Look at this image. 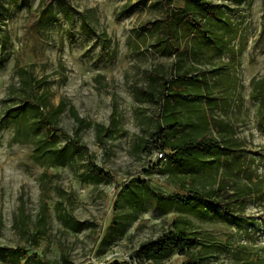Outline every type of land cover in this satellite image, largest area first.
Listing matches in <instances>:
<instances>
[{"label":"rangeland","instance_id":"obj_1","mask_svg":"<svg viewBox=\"0 0 264 264\" xmlns=\"http://www.w3.org/2000/svg\"><path fill=\"white\" fill-rule=\"evenodd\" d=\"M202 1L0 0V264H264V0Z\"/></svg>","mask_w":264,"mask_h":264},{"label":"trees","instance_id":"obj_2","mask_svg":"<svg viewBox=\"0 0 264 264\" xmlns=\"http://www.w3.org/2000/svg\"><path fill=\"white\" fill-rule=\"evenodd\" d=\"M194 1L199 2L201 4L205 3L202 0H194ZM206 4H208V6H209V7H206L207 13L214 12L213 11V6L210 3H206ZM166 8H167V5H166ZM172 14H174L175 16H178V17H174L173 20H171V22H169L170 26L173 25V22L179 23V21L182 20L184 22L185 26L188 27L189 33L192 34V35H194L197 30H203V27H202L203 26L202 25L203 24V20L202 19L197 20L195 14L191 10H189L188 8H186L184 6L183 7L182 6H178L176 8H172ZM169 29L167 30L168 33L166 32L168 37H171V35H172V39L177 43L178 42L177 35L173 32V30L171 28H169ZM177 45H179V44H177ZM177 47L178 46H176V48ZM177 93H179V92H176V94ZM176 94H172L171 93V95H169V96H174ZM62 106H63V102L61 101L58 105H56L54 107V109H53L54 112H56V113L61 112L62 111ZM48 118H49V116H46L44 118L45 125H47V123H48ZM211 143H213V142L212 141L208 142V141H205L203 139V140H200V142L198 143L197 147L201 151H204V149L206 147L205 144H210L211 145ZM185 147H186V145H185ZM190 148H192V147H190ZM160 149L162 150L161 147H160ZM182 149H184V147H182ZM182 149H180V150H178L176 152L179 153V152H181ZM165 157H166V155H165ZM225 164L226 165L229 164L226 159H225ZM220 190H223L222 187L220 188ZM220 193H221V195H219V198L216 199L217 201H213V202L218 203L219 205H221L223 209H227L228 208L229 203L231 202V198L233 197V195H231V194H236V195H234V196H237V198H234L235 201L239 202V201L242 200L241 198H243V197H241V198L238 197L239 195H241L240 192L228 193L227 191L224 190V191H221ZM241 193H244V191H242ZM175 198L179 202L184 200L180 196H176ZM186 199L190 203V202H192L193 198L192 197H187ZM181 235L182 236L180 237V242L174 244L173 246L178 249V252L180 254H186V251L184 250L183 246H184V244H187L189 241H187V237L185 236V234H181ZM169 239H170V237H166L162 241H157L155 243H151L145 249L142 247V249H144L142 251L143 255L145 257H150L153 254V251L155 250V248H157V250H160L162 254L166 253L167 246H168L167 244L169 242L173 243V239H171V240H169ZM189 263L190 264H196L194 261H190Z\"/></svg>","mask_w":264,"mask_h":264},{"label":"built area","instance_id":"obj_3","mask_svg":"<svg viewBox=\"0 0 264 264\" xmlns=\"http://www.w3.org/2000/svg\"><path fill=\"white\" fill-rule=\"evenodd\" d=\"M156 156L159 157L160 160H164L166 158L164 152L161 149H158Z\"/></svg>","mask_w":264,"mask_h":264}]
</instances>
